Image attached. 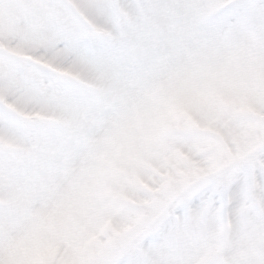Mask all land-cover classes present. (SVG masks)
<instances>
[{"label":"snow or ice","instance_id":"obj_1","mask_svg":"<svg viewBox=\"0 0 264 264\" xmlns=\"http://www.w3.org/2000/svg\"><path fill=\"white\" fill-rule=\"evenodd\" d=\"M0 264H264V0H0Z\"/></svg>","mask_w":264,"mask_h":264}]
</instances>
